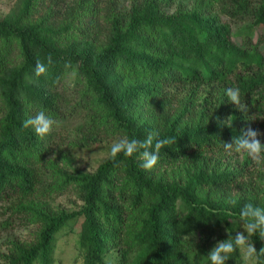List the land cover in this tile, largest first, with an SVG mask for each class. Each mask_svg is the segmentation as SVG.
Returning <instances> with one entry per match:
<instances>
[{
    "label": "trees",
    "instance_id": "1",
    "mask_svg": "<svg viewBox=\"0 0 264 264\" xmlns=\"http://www.w3.org/2000/svg\"><path fill=\"white\" fill-rule=\"evenodd\" d=\"M41 110L57 122L44 138L23 127ZM72 117L91 143L177 142L151 171L110 150L86 171L71 161ZM248 127L264 133V0H15L0 18V230L32 229L0 264H52L77 222L82 264H210L244 204L264 208V163L223 147ZM63 194L73 208L53 204ZM241 263V249L226 261Z\"/></svg>",
    "mask_w": 264,
    "mask_h": 264
},
{
    "label": "clouds",
    "instance_id": "2",
    "mask_svg": "<svg viewBox=\"0 0 264 264\" xmlns=\"http://www.w3.org/2000/svg\"><path fill=\"white\" fill-rule=\"evenodd\" d=\"M52 63V57H47V64ZM48 71L47 65L37 60L35 65V74L37 76L46 74ZM226 96L231 104L235 105L240 111H246V105L241 103L240 90L238 87H229L226 90ZM229 119V118H228ZM227 120L221 121L217 117L220 125L227 126ZM57 122L44 111H38L34 116H30L23 121V127H31L35 134L44 138L53 131V127ZM264 133L248 127L243 130L239 136L233 137L231 142H224V150L231 154L246 153L256 164L264 163V143L259 139ZM177 141L173 138H159V132L149 131L144 139H128L120 138L112 144L110 149V157L115 160L119 154L126 157H131L134 154H139L141 167L145 170H153L160 159V150L165 145H171ZM240 219L243 221V232H237L234 237L219 241L209 251L208 259L210 264H226L230 255L238 249L245 251L246 264H257L259 257L264 256V248L259 252L254 247L251 237L259 236L264 240V208L254 206L252 203H246L240 210ZM247 233V235H245Z\"/></svg>",
    "mask_w": 264,
    "mask_h": 264
},
{
    "label": "rangeland",
    "instance_id": "3",
    "mask_svg": "<svg viewBox=\"0 0 264 264\" xmlns=\"http://www.w3.org/2000/svg\"><path fill=\"white\" fill-rule=\"evenodd\" d=\"M15 0H0V18L6 15L14 7ZM78 118L67 119L66 127L67 131H70V139L73 143H78L76 146L68 147L71 148V158L72 163L75 167L86 170L93 171L97 166L106 158L109 150L115 140H108L101 143H91L84 140L81 134H77L76 129ZM74 195L63 194L53 201V204L62 208H73L76 204L74 202ZM4 208L0 205V221L6 217V213H3ZM70 228H73L70 230ZM32 227H11L10 229L0 230V252L6 251L5 242L9 239H29L30 231ZM79 231V223L77 222L72 227H66L59 234L55 243L54 249V259L52 264H82L81 255L79 256L77 250V238ZM244 229L241 228L238 232H243ZM247 235V233H245ZM242 253V263L246 264L245 251L241 250Z\"/></svg>",
    "mask_w": 264,
    "mask_h": 264
}]
</instances>
